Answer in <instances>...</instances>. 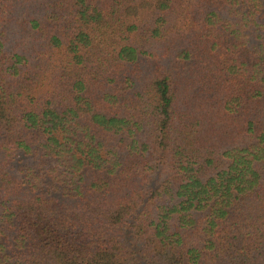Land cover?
Masks as SVG:
<instances>
[{"label": "trees", "instance_id": "obj_1", "mask_svg": "<svg viewBox=\"0 0 264 264\" xmlns=\"http://www.w3.org/2000/svg\"><path fill=\"white\" fill-rule=\"evenodd\" d=\"M0 264H264V0H0Z\"/></svg>", "mask_w": 264, "mask_h": 264}]
</instances>
